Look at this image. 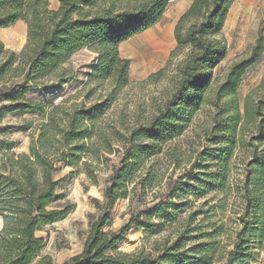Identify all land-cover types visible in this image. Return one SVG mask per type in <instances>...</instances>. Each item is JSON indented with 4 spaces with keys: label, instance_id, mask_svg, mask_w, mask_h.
Here are the masks:
<instances>
[{
    "label": "trees",
    "instance_id": "1",
    "mask_svg": "<svg viewBox=\"0 0 264 264\" xmlns=\"http://www.w3.org/2000/svg\"><path fill=\"white\" fill-rule=\"evenodd\" d=\"M169 1L58 0L52 9L51 0H0V28L18 21L27 25V42L18 54L0 41V103H8L2 115L33 116L1 127L0 264H58L41 254L45 240L37 235L73 209L54 205L55 165L62 162L96 185L112 155H119V166L108 178L104 203L94 199L100 214L90 223L81 253L61 264H264V73L242 107L238 97L244 76L264 56V20L255 43L230 61L212 88L214 70L228 53L222 30L235 0H193L175 24L168 64L149 76L168 75L169 95L144 123L130 125L125 112H109L129 78L131 60L120 56L119 46L158 22ZM156 7L143 22L91 45L95 64L74 93L57 101L58 88L69 79L41 87L32 82L59 31L75 18L137 19ZM78 46L74 39L64 49ZM184 50L168 74L172 59ZM31 90L37 91L29 98ZM206 107L209 120L197 134L203 142L195 154L171 148ZM9 129L28 136V150L18 151L20 142L5 136ZM162 157L171 162L161 165ZM185 161L188 166H182ZM138 190L150 193L151 204L132 207L119 231H105L118 200L145 198ZM201 199L179 224V214ZM198 216L203 223H195ZM133 228L155 239L120 250ZM169 228L174 232L158 238Z\"/></svg>",
    "mask_w": 264,
    "mask_h": 264
},
{
    "label": "rangeland",
    "instance_id": "2",
    "mask_svg": "<svg viewBox=\"0 0 264 264\" xmlns=\"http://www.w3.org/2000/svg\"><path fill=\"white\" fill-rule=\"evenodd\" d=\"M58 7V0H51V8L57 9ZM157 10L158 7L148 14L141 15L137 19L126 17H115L110 20L93 19L91 17L88 19L75 18L59 31L53 47L49 49L50 51L45 62L36 68L32 82L38 83L39 87H41L42 85L63 84L64 81L69 79V82L64 83L62 88H58L57 101L74 93L81 88L91 67L95 64L97 54L91 48V45L108 33L123 30L134 24L143 22L153 16ZM176 17L177 14H163L155 25L132 36L119 46L120 56L131 60L129 78L128 84L118 94L109 112L117 114L125 112L128 115L130 125L135 122H147L173 88L172 79L168 78V75L152 79L149 76L168 64L171 53L175 49L174 20ZM263 20L264 0H235L233 2L222 30V34L227 40L228 53L225 59L214 70L215 79L212 83V88L216 86L218 80L223 76L224 69L229 65L230 61L245 53L255 43ZM169 30H172L171 36L169 40L164 41ZM146 33H149V37L155 40L153 47L149 50L141 47L139 42V38ZM74 39H77L79 42L78 50H65V46ZM160 40L162 43H159ZM0 41L3 42L6 50L18 54L27 42V25L25 22L18 21L9 27L0 28ZM126 45L134 50V55H128L122 51V46ZM161 48H163L164 53L160 59L157 62L154 61L153 65L149 66L146 64L142 53L150 52L151 50L160 53ZM185 54L186 50L180 52L172 59L168 74H171L177 62L182 60ZM263 73L264 56L248 70L243 78L238 90L241 107L243 106L247 92L259 83ZM36 91L31 90L26 96L29 98L35 97ZM6 106H8L6 101L0 103V137L4 136L1 133V127L19 126L33 117L31 114L20 115L17 112L2 115V111ZM208 120L209 108L206 107L195 116L187 131L175 139L170 147L177 148L178 152L181 151L186 156L195 154V151L199 149L200 144L203 142V139L199 138L197 134L202 131ZM5 136H8L11 140L20 142L21 145L18 151L28 150L29 138L26 134L9 129ZM163 157L160 159L161 165H167L171 162L169 157ZM119 161V155L111 156V161L99 172L98 184L96 185L90 184L85 174H74L72 167L66 166L62 162L56 163L54 176L59 183L56 188L54 205L71 206L73 209L65 219L45 226L37 233L38 236L45 240L41 251L42 255H49L54 263L61 264L72 256L81 253L87 239L90 223L100 214L99 209L94 203V199H97L100 205L104 203V188L109 176L119 166ZM188 164L185 161L182 166H188ZM171 171L172 168L170 167L169 173ZM179 172L180 170H177L172 174L176 177ZM169 173L167 176H169ZM138 192L144 195L145 198L137 201L131 195L130 199H120L116 202L110 211L111 223L105 228V231H119L127 222L132 207L151 204L152 198L148 191L138 190ZM204 200L201 199L193 202L194 205H190L185 211L181 212L179 214V224L183 219H187L188 214L195 210ZM201 218L202 216H198L195 223H203ZM174 225L176 223L172 226L174 227ZM172 232H174V229L169 228L165 234L158 236V238ZM154 239H146L141 230L133 228L121 242L119 249L130 252L148 241L152 242ZM228 239L227 235L221 236L223 243H227Z\"/></svg>",
    "mask_w": 264,
    "mask_h": 264
},
{
    "label": "bare ground",
    "instance_id": "3",
    "mask_svg": "<svg viewBox=\"0 0 264 264\" xmlns=\"http://www.w3.org/2000/svg\"><path fill=\"white\" fill-rule=\"evenodd\" d=\"M168 32L169 33H167V35L165 36L164 41L169 40L172 30H169ZM154 41H155L154 39L149 37V33H146L139 38V42L141 44V47H143L144 49H148V50L153 47ZM159 43H162V41L160 40ZM122 51L128 55L129 54L134 55V53H135L134 50L130 49V47L128 45L122 46ZM163 53H164V50H163V48H161L160 53L159 52H153V50H151L150 52L142 53L143 54L142 57H143L144 61L146 62V64H148L150 66V65H153L154 61L157 62V60L160 59V57L162 56Z\"/></svg>",
    "mask_w": 264,
    "mask_h": 264
},
{
    "label": "crops",
    "instance_id": "4",
    "mask_svg": "<svg viewBox=\"0 0 264 264\" xmlns=\"http://www.w3.org/2000/svg\"><path fill=\"white\" fill-rule=\"evenodd\" d=\"M192 1L193 0H170L163 14H177V17L174 20V23L176 24L179 16L186 11V9L191 5ZM125 42L126 41L122 43Z\"/></svg>",
    "mask_w": 264,
    "mask_h": 264
}]
</instances>
